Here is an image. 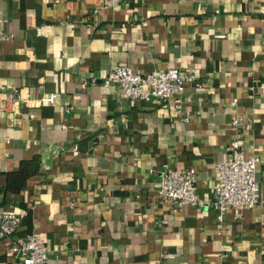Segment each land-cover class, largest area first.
<instances>
[{
    "label": "crops",
    "instance_id": "0c3cea01",
    "mask_svg": "<svg viewBox=\"0 0 264 264\" xmlns=\"http://www.w3.org/2000/svg\"><path fill=\"white\" fill-rule=\"evenodd\" d=\"M0 33V203L17 234L44 238V264H264L263 204L219 220L157 195L164 162L194 166L210 200L232 138L264 153V0H0ZM115 64L197 77L180 112L105 85ZM2 86L18 89L14 104ZM34 155L39 172L7 191ZM255 174L264 199V162ZM10 245L0 239V264H24Z\"/></svg>",
    "mask_w": 264,
    "mask_h": 264
},
{
    "label": "built area",
    "instance_id": "2783aa9c",
    "mask_svg": "<svg viewBox=\"0 0 264 264\" xmlns=\"http://www.w3.org/2000/svg\"><path fill=\"white\" fill-rule=\"evenodd\" d=\"M122 0H103L105 7H116ZM7 34L0 33V40ZM193 68L179 67L154 68L138 73L130 66L115 64L103 76V83H116L120 86L119 95L137 97L146 100L175 99V107L182 112L181 97L186 82L196 79ZM5 100L8 104L17 101L18 89L5 88ZM28 95V94H27ZM55 94L42 96L40 100L53 102ZM237 98H233L235 103ZM239 116L232 119L237 124ZM9 140L8 138L6 139ZM227 149L226 158L215 164L216 180L213 184L212 199L205 200L199 194L196 185V169L194 166L173 167L169 163L162 164L157 195L163 201H174L177 204L211 205L217 209L219 220L223 218L228 208L234 210L235 217L240 210L250 208L260 203L264 205L261 196L260 182L255 170L259 163L264 162V153L248 154L237 137L232 138ZM19 217L14 208L0 203V239L9 240L10 249L24 264H44L48 260V247L44 238L38 232L24 235L17 234Z\"/></svg>",
    "mask_w": 264,
    "mask_h": 264
},
{
    "label": "trees",
    "instance_id": "16d2710c",
    "mask_svg": "<svg viewBox=\"0 0 264 264\" xmlns=\"http://www.w3.org/2000/svg\"><path fill=\"white\" fill-rule=\"evenodd\" d=\"M40 158L34 155L29 158H22L17 167L7 173V191H17L29 176L39 172Z\"/></svg>",
    "mask_w": 264,
    "mask_h": 264
}]
</instances>
